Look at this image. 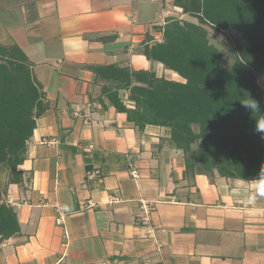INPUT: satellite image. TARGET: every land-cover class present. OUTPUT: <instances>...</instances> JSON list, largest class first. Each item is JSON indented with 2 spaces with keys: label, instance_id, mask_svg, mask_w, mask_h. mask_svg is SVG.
Returning <instances> with one entry per match:
<instances>
[{
  "label": "crops",
  "instance_id": "1",
  "mask_svg": "<svg viewBox=\"0 0 264 264\" xmlns=\"http://www.w3.org/2000/svg\"><path fill=\"white\" fill-rule=\"evenodd\" d=\"M174 2L0 0V43L23 50L49 104L8 186L21 232L0 264H264V179L187 176L166 129L140 134L91 69L154 72L142 46L171 18L195 22Z\"/></svg>",
  "mask_w": 264,
  "mask_h": 264
},
{
  "label": "trees",
  "instance_id": "2",
  "mask_svg": "<svg viewBox=\"0 0 264 264\" xmlns=\"http://www.w3.org/2000/svg\"><path fill=\"white\" fill-rule=\"evenodd\" d=\"M174 5L195 22L169 19L163 40L144 44L141 51L183 81L119 65L91 67L104 81L102 95L140 134L148 125L165 128L167 142L183 153L187 176L264 179V132L257 128L264 122L259 84L264 0H175ZM229 30L248 42L230 46L231 67L224 65L211 32ZM48 109L26 54L15 43H0V173L9 174L0 188V244L21 232L17 212L5 197L8 186L20 181L28 142Z\"/></svg>",
  "mask_w": 264,
  "mask_h": 264
},
{
  "label": "rangeland",
  "instance_id": "3",
  "mask_svg": "<svg viewBox=\"0 0 264 264\" xmlns=\"http://www.w3.org/2000/svg\"><path fill=\"white\" fill-rule=\"evenodd\" d=\"M211 32L213 35L212 42L216 46H218L223 52L224 65L227 67H231L233 64V56L229 51L230 46L238 45V44L248 45L247 40L242 35L230 30L223 33L215 32V31H211ZM154 64H155V68L153 71L158 76L165 77L167 79H171L174 81H183V79L178 74L174 73L171 70L166 69L162 64L156 62ZM263 80H264V74L260 76L259 84H264Z\"/></svg>",
  "mask_w": 264,
  "mask_h": 264
},
{
  "label": "built area",
  "instance_id": "4",
  "mask_svg": "<svg viewBox=\"0 0 264 264\" xmlns=\"http://www.w3.org/2000/svg\"><path fill=\"white\" fill-rule=\"evenodd\" d=\"M132 175H133L134 177H138V176H139V173H138L137 170L134 169V170H132ZM152 210H153V208H152L150 205H148V204H144V211H145L147 214L151 213ZM58 223L61 224V223H62V220H59Z\"/></svg>",
  "mask_w": 264,
  "mask_h": 264
},
{
  "label": "clouds",
  "instance_id": "5",
  "mask_svg": "<svg viewBox=\"0 0 264 264\" xmlns=\"http://www.w3.org/2000/svg\"><path fill=\"white\" fill-rule=\"evenodd\" d=\"M245 106H247V107H251L252 109H253V105H251V104H245ZM257 128H258V130L259 131H262V132H264V122H257Z\"/></svg>",
  "mask_w": 264,
  "mask_h": 264
},
{
  "label": "bare ground",
  "instance_id": "6",
  "mask_svg": "<svg viewBox=\"0 0 264 264\" xmlns=\"http://www.w3.org/2000/svg\"><path fill=\"white\" fill-rule=\"evenodd\" d=\"M263 83H264V80H263ZM263 85V87H264V84H262Z\"/></svg>",
  "mask_w": 264,
  "mask_h": 264
}]
</instances>
